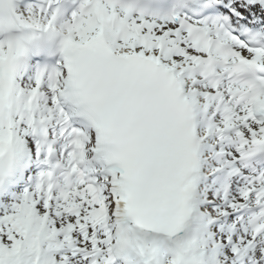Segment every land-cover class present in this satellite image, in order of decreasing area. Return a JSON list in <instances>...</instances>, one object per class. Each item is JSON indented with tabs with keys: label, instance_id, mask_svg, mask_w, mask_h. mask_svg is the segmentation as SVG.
I'll return each instance as SVG.
<instances>
[{
	"label": "snow or ice",
	"instance_id": "obj_1",
	"mask_svg": "<svg viewBox=\"0 0 264 264\" xmlns=\"http://www.w3.org/2000/svg\"><path fill=\"white\" fill-rule=\"evenodd\" d=\"M0 264H264V0H0Z\"/></svg>",
	"mask_w": 264,
	"mask_h": 264
}]
</instances>
